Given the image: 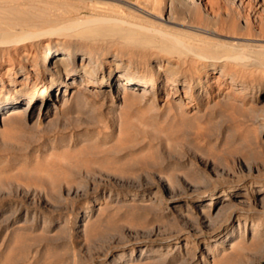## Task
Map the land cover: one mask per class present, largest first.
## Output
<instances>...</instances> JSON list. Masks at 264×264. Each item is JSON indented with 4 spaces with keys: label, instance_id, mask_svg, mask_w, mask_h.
Segmentation results:
<instances>
[{
    "label": "rangeland",
    "instance_id": "obj_1",
    "mask_svg": "<svg viewBox=\"0 0 264 264\" xmlns=\"http://www.w3.org/2000/svg\"><path fill=\"white\" fill-rule=\"evenodd\" d=\"M60 1L35 3L49 4L59 21L113 16L150 29L214 30L264 50V0H157L151 15L141 0H65L74 10ZM17 3L28 0L10 6ZM36 44L43 69L48 46L103 57L90 65L110 84L78 77L38 114L41 102L20 108L49 75L28 67L27 79L6 78L1 95L15 88L21 102L0 111V264H264V65L245 59L237 94L241 86L220 84L217 70L192 88L201 62L191 55L115 36L67 28ZM123 71L159 74L158 87L119 89ZM12 107L15 117L5 118Z\"/></svg>",
    "mask_w": 264,
    "mask_h": 264
},
{
    "label": "bare ground",
    "instance_id": "obj_2",
    "mask_svg": "<svg viewBox=\"0 0 264 264\" xmlns=\"http://www.w3.org/2000/svg\"><path fill=\"white\" fill-rule=\"evenodd\" d=\"M17 1L0 0V111L4 107H14L21 102L20 92L15 88L12 89L11 94L1 95V93L6 92L5 87L9 83L6 80L7 77H15L17 74L19 75L23 72V79H27L28 67L30 70H44L49 75V81L38 88H31L26 91L23 99L26 102L24 103V107L20 108L22 111H31L35 103L41 102L38 114L43 113L47 101L53 95V91L57 92V90H61L63 87L73 86L74 81L78 77L86 81L87 84L93 83L100 89L110 84L109 78L105 76L97 77L100 70L95 71L90 65L93 61L99 64L104 61V58L91 53L82 52L77 54L68 48L63 49L61 47L48 46L44 49L43 56L47 66L44 69L42 67L39 68L40 62L37 60L36 52L34 51V47H37L36 42L43 35L59 33L67 28H75L82 38L115 36L124 43L135 47H155L160 53L162 52L170 57L173 55H177L178 57L191 55L201 62V67L196 69V76H193L191 82L192 88L200 87V75L206 76L209 72L217 70V80L220 84H225L228 80V89L232 86H241L239 89L234 90L238 91L236 92L238 94L242 91L244 92V87H246L240 76L241 71L250 66L246 63L245 59L252 58L256 64L264 65V50L253 49L249 44L219 40L216 37L222 35L214 30L205 31L207 36H201V34L194 32L166 30L164 29L165 27L150 29L143 25H132L113 16H89L59 21V18L50 14L51 6L47 3L38 5L36 4V0H28L27 8H21L20 3L10 6L12 2ZM141 1L139 4L144 7L143 11L148 15L151 13L149 12V8L150 10L154 9V5H157L158 2L157 0ZM58 4L71 10L76 8L65 0L60 1ZM142 6L140 7L142 8ZM211 7L212 5H210ZM113 8L111 9V15L116 14ZM60 22L64 26L57 27ZM15 55H18L19 58H16ZM5 65H9L11 68H6L4 72H1V69ZM153 68L158 73L163 69L160 63L155 64ZM157 75L154 77H142L141 79V77L129 75L127 71H123L116 75V80L118 81L117 88L133 89L138 84L142 86L141 89H138L140 92L154 91L158 87ZM63 78L64 80L61 81ZM13 82V80L10 81V83ZM65 94L66 89L63 90V95ZM13 107L4 112L5 118L12 117L13 115V118L15 117V114L12 112V109H15ZM257 119L264 120L262 116ZM133 197L138 198L139 194H134ZM208 199H215V196L210 195ZM228 199H231V197L226 196L223 198V200ZM196 209L198 212H203L200 208ZM253 231L257 232L258 228L254 227Z\"/></svg>",
    "mask_w": 264,
    "mask_h": 264
}]
</instances>
